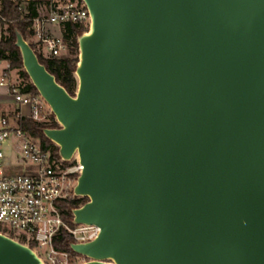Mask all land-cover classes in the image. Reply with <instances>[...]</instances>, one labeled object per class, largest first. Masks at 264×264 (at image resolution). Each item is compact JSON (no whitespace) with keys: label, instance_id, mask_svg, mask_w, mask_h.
<instances>
[{"label":"water","instance_id":"95a60500","mask_svg":"<svg viewBox=\"0 0 264 264\" xmlns=\"http://www.w3.org/2000/svg\"><path fill=\"white\" fill-rule=\"evenodd\" d=\"M71 95L22 33V67L81 170L79 264H264V0H82ZM0 264H44L0 232Z\"/></svg>","mask_w":264,"mask_h":264},{"label":"built area","instance_id":"2783aa9c","mask_svg":"<svg viewBox=\"0 0 264 264\" xmlns=\"http://www.w3.org/2000/svg\"><path fill=\"white\" fill-rule=\"evenodd\" d=\"M37 10L38 14L31 18L29 41L36 54L45 59L68 54L69 44L64 38L67 23L81 24L88 29L89 14L82 0H38ZM7 72L8 67L2 73L0 84L7 83ZM11 91L16 102L29 107V117L46 120L40 113L42 102L38 98L17 88ZM18 117H22L20 112ZM10 140L14 141L15 154L26 163V170L5 173L4 154L0 149V232L26 245L33 244L44 264H79L85 260L83 256L54 247V240L62 231L72 237V242L91 240L99 231L95 225L69 224L61 217L60 201L68 197L82 198L72 191L81 170L77 156L65 162L58 152L55 157L51 148L43 149L37 139L1 118L0 145Z\"/></svg>","mask_w":264,"mask_h":264},{"label":"trees","instance_id":"16d2710c","mask_svg":"<svg viewBox=\"0 0 264 264\" xmlns=\"http://www.w3.org/2000/svg\"><path fill=\"white\" fill-rule=\"evenodd\" d=\"M38 0H0V61L8 63L9 70H17L19 82L11 86L17 88L21 93H28L33 98H40L37 90L31 84L27 74L23 70L21 57L18 48L14 45L15 34L14 28H17L23 37L29 42L33 48V44L29 41L32 34L31 18L38 14ZM85 27L77 23H67L65 25L64 38L68 41L69 52L66 56L52 59H45L37 54L39 61L45 65L46 69L52 73L57 82L73 95L76 90V78L74 69L78 60V47L76 37L83 32ZM40 113L43 114V108H40ZM46 120H34L32 117L22 116L16 121V125L27 135L37 139L43 149L51 148L54 151V156L57 157V146L51 143L42 133V128L58 127L53 114L46 117ZM67 164V163H65ZM87 198L68 197L59 202L61 208L62 219L71 223L72 208L83 204ZM73 241L72 237L66 232H61L54 240V247L62 251H71L69 244ZM34 247L33 244L30 245Z\"/></svg>","mask_w":264,"mask_h":264},{"label":"crops","instance_id":"0c3cea01","mask_svg":"<svg viewBox=\"0 0 264 264\" xmlns=\"http://www.w3.org/2000/svg\"><path fill=\"white\" fill-rule=\"evenodd\" d=\"M1 37V31H0ZM8 63L6 61H0V79L2 73L7 69ZM17 70H9L7 72V83L0 84V119L6 118L11 126L16 125V121L19 118L18 113L20 112L22 116H29V107L27 105H22L13 99L11 86L18 83ZM10 148L13 147L14 141H8ZM13 150V149H12ZM14 152V150H13Z\"/></svg>","mask_w":264,"mask_h":264},{"label":"rangeland","instance_id":"374dc122","mask_svg":"<svg viewBox=\"0 0 264 264\" xmlns=\"http://www.w3.org/2000/svg\"><path fill=\"white\" fill-rule=\"evenodd\" d=\"M43 115L46 117L50 114V110L47 104L42 100ZM47 119V118H46ZM8 141L0 145V149L3 151L4 158L2 168L7 174L21 173L26 170V163L22 162L20 158L13 152V148H10ZM38 252V248L36 249Z\"/></svg>","mask_w":264,"mask_h":264}]
</instances>
